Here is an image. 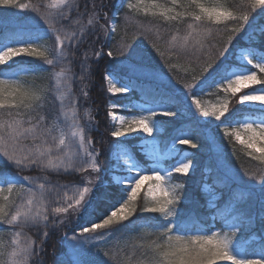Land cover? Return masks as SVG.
Segmentation results:
<instances>
[{
  "label": "snow or ice",
  "instance_id": "snow-or-ice-1",
  "mask_svg": "<svg viewBox=\"0 0 264 264\" xmlns=\"http://www.w3.org/2000/svg\"><path fill=\"white\" fill-rule=\"evenodd\" d=\"M0 7L35 13L42 25L9 29L0 23V264H48L47 241L57 232L68 251L67 259L53 264H92V254L106 258L99 264H264V235L252 231L257 222L264 226V202L254 215L241 208L246 201L234 189L223 204L217 191L247 177L248 198L257 188L264 194V23L255 24L256 16L264 15V0H117L111 17L103 0H0ZM121 10L125 28L117 39ZM132 17L149 20L137 35L155 33L160 39L161 27L170 33L165 50L156 41L152 47L170 69L176 66L172 60L190 66V82L180 90L183 102L194 105L199 117L213 118L208 123L219 121L223 137L258 162L242 174L225 169L214 184L202 186L211 224L181 207L188 202L184 180L195 167L193 156L179 146L196 149L198 143L180 129L161 155L149 139L161 127L158 116L176 115L180 98L165 91L164 86L175 87L171 78L131 60L126 26ZM96 43L102 47L96 49ZM85 45L91 54L82 51ZM101 56L117 65L104 69L108 93L140 94V101L119 105L128 115L109 113L110 155L123 161L120 173L103 163L96 146L102 147L103 139L91 135L99 131L91 110L79 112L89 99V61ZM211 88L225 95L208 108L197 95ZM233 99L250 114L229 113ZM128 138L139 139L143 160L124 146ZM205 139L219 159L220 146L207 129ZM172 153L174 163L165 165ZM25 171L39 174L22 175ZM53 174L74 176V186L53 183ZM33 229L36 239L25 231ZM245 233L257 246H244Z\"/></svg>",
  "mask_w": 264,
  "mask_h": 264
},
{
  "label": "trees",
  "instance_id": "trees-1",
  "mask_svg": "<svg viewBox=\"0 0 264 264\" xmlns=\"http://www.w3.org/2000/svg\"><path fill=\"white\" fill-rule=\"evenodd\" d=\"M24 3H39L40 0H21ZM105 4L108 5V8L105 11L109 12V16H112V11H115L112 8V5L117 3V0H103ZM111 9V10H110ZM119 20L117 21L119 28V35H117V39L120 38V35H123V30L125 25L123 23L125 10H121L119 12ZM0 23H3L5 27L11 29L20 26L30 27L33 30L41 27L38 23V17H36L35 13L30 11H24L21 13L19 9H5L0 7ZM143 23L147 25L149 23L148 18H137L132 17L130 22L126 26V31L128 34V40L131 44V48L129 49V53L131 54V60L135 63L144 65L153 70H157L164 75L171 78L172 82L175 86H180V89L183 88V82L189 81L191 76V68L189 65L185 63L184 60H172L171 63L175 64L174 68L169 67V62L162 58L159 52L156 51L155 48L152 47V42L156 41L159 44L160 49L165 50V42L169 39L170 33L161 27L160 35L161 38L158 39L155 33L149 36L145 35H137L136 33L139 31V25ZM264 23V15H257L255 18V24ZM92 40H95V37H91ZM96 49L102 47L100 43H96L94 45ZM88 50L91 54V49H88L87 45H85V49L82 51ZM108 49L104 48L106 52ZM81 58V54H77V61ZM18 59H28L35 60L36 64H41L38 58L31 57H22ZM113 58H107L106 56H101L99 61L96 63H92V83L88 88L89 99L87 102L82 101V106L79 108L80 114L83 113L84 109H90L91 114L95 120L96 126L99 128V131L92 132L93 140H98L102 137L103 146L97 143V147L101 148V151L104 154L103 163L105 167H107V163L111 158L110 153L112 152V144L113 138L108 134L111 130V121L109 118V101L115 102L117 105L128 104L131 101H140V94L138 92H130L128 94H111L106 91V82L104 80V69L108 68H116L117 65L113 64ZM117 59H123V57H118ZM74 72L78 73L80 71L79 67L74 66ZM198 74V72H197ZM47 83V82H46ZM165 87V91L169 92V94H174L179 97L180 100L175 104L173 110L183 108V93L178 90H174L171 87ZM182 87V88H181ZM73 91L79 94V84H73ZM195 91V89L193 90ZM209 93L214 92V88L206 89ZM200 93L202 96L213 97V94H204ZM239 95V94H238ZM120 110V109H119ZM237 111L243 115H248V111L244 108L243 105L238 104L234 99L230 104L229 113L233 111ZM49 111H55L54 108H49ZM123 111V110H122ZM125 112V111H123ZM229 113L226 114L229 115ZM221 119H224L223 117ZM171 126L167 128V130L162 134V145L165 148L170 141H172L178 134L179 130L183 129L184 132H189V135L194 138L193 142L198 143V147L196 149H192L194 154V158L196 160V167L192 173H189L188 177L185 178V187L188 196V202L182 204L181 207L184 209L186 213H194L196 216L201 217L207 224H211L212 221L210 219V211L207 207V199L205 192L202 191V186L207 183L209 185L214 184L217 180L219 173L222 170L217 165L215 156L213 151H210V144L207 139H205V130L207 129L210 135H214L220 149L224 155L226 161L232 166L235 172H240L242 174L243 169H255L258 166V162L253 160L251 157L247 156L245 151H243V146L238 142H235L234 145L228 142V139L223 137V129H219L216 127L219 124V121L214 122L212 124H208L206 126L202 125L195 119H187V120H171ZM207 127V128H204ZM127 143L131 146L132 153L135 154L136 158L139 160H143L144 157L141 156L139 148L133 145V141L128 140ZM233 147H235V154L233 152ZM191 148V147H190ZM206 152H210L206 154ZM110 164V163H109ZM39 173L36 171H25L22 175H31L36 176ZM54 183H68L73 181L72 176L57 177L55 174L49 177ZM107 179V178H106ZM247 181V177H244V182ZM176 182H180L177 180ZM244 182H240V185L231 184L229 186L221 185L217 188L218 192L222 193L221 200L219 203L223 204L225 200L229 197L230 190H235L236 195L241 196L242 199L246 202L241 203V208L248 210L252 214H258L261 203L264 202V194L260 192V190L254 189L251 198H248L247 193V184ZM143 191L141 193V197H143ZM145 215H155V214H145ZM220 222H216V227L219 228ZM261 225L257 222L253 225L252 231L261 235L260 230ZM26 233L31 236L33 239H36V230L33 229L31 231L26 230ZM62 233L57 232L55 234L50 235V238L47 241V249L48 255L46 257L48 264H53V261L56 259L65 260L67 257L65 253L67 252V248L65 243L61 241ZM247 239H250V234L245 233L244 238L242 239V243H244ZM257 246L256 241H251L248 245V248L251 249Z\"/></svg>",
  "mask_w": 264,
  "mask_h": 264
},
{
  "label": "rangeland",
  "instance_id": "rangeland-1",
  "mask_svg": "<svg viewBox=\"0 0 264 264\" xmlns=\"http://www.w3.org/2000/svg\"><path fill=\"white\" fill-rule=\"evenodd\" d=\"M47 67V66H45ZM149 68V67H147ZM151 69V68H150ZM153 70V69H152ZM157 71V70H155ZM159 72V71H157ZM161 73V72H160ZM173 83V82H172ZM174 85V83H173ZM254 87H260L259 85L257 86H254ZM182 88V87H181ZM174 90H178L180 91V86H175L174 88H172ZM251 91L250 88L248 89H243L241 93L239 94H243V92H249ZM204 94H213V97H207V96H202L200 94L197 95V98L201 100V103L203 106L205 107H208V108H212L214 106H218L219 102L223 99L224 97V93L223 91H220V90H217L216 88H214V92H211L209 93V91H206ZM183 108H179V109H175L174 111L176 112V115L175 116H169V117H164V116H158L157 119L161 120V127L160 129L157 131V130H154L153 132V136L150 137L149 139H152L155 141V147H157L159 149V152L161 155H166L168 153V150L171 146V142L173 141H170V143H168V145L163 148V143H162V134L167 130V128H169L171 126V120H187V119H195L196 121H198L199 123H201L202 125L206 126L208 124H212L214 122H217V121H214L212 123H208L207 121H213V118L209 117V118H203V117H199L198 114H194L193 112V109H194V105L189 107L187 105L186 102H183ZM87 109V108H85ZM84 109V110H85ZM109 112L108 113H113L114 115H116L117 117L121 116V115H128L127 112H118L117 109H122L120 108L118 105L117 107H114V108H109ZM229 110H230V106H229ZM80 112V111H79ZM84 113V111H83ZM83 113L81 115H83ZM227 114V113H226ZM225 114V115H226ZM63 119V117H61ZM109 118H110V121H111V124H112V118L111 116L109 115ZM204 128H207V127H204ZM186 133L189 134V132L186 131ZM132 137H136L137 134L133 133L131 134ZM241 135L243 136V133H241ZM121 140H125L124 137H121L120 138ZM130 140V141H133V145H135L137 148H139L137 145H139L140 141L139 139H133V138H128L126 140V143H125V147H127L129 149V151H131V146L129 145V143H127V141ZM181 149H186L189 151V153L193 156V163H194V167H196V160L194 158V154L192 152V149L190 148V145H180L179 146ZM139 151H140V148H139ZM216 151H219L222 153L220 147L216 149ZM132 152V151H131ZM210 152H206V154H209ZM175 153H172L171 156H166V160H165V165H168V164H171V163H174V161L172 160V156H174ZM257 155H259V153H257ZM215 156V155H214ZM215 159H216V162H217V165L219 166V168L223 171L225 169H229L231 170L232 172H235V170L232 168V166L226 161V159L224 158V155L223 153L220 155V158L217 159L216 156H215ZM110 163V164H109ZM123 165V161L122 160H117L114 156H111V158L109 159V162L107 163V167L109 166H114L115 169H116V172L117 173H120V172H123L125 171V169L122 167ZM193 171H190V173H192ZM27 176V175H26ZM73 177V181L71 182H68V183H59V184H67L69 185V187H72L74 186L75 184V178L74 176ZM107 177H105L106 179ZM54 183V182H53ZM149 182L146 181L145 182V188L147 187V184ZM206 191V190H205ZM204 191V192H205ZM69 195H71V193L69 192L68 193ZM260 230H261V235H264V226H261L260 227ZM26 231V230H25ZM28 235V234H27ZM252 240L251 239H247L243 244L245 247L248 248V245L250 244ZM68 251V249H67ZM88 259L90 261H92V264H99V262L102 260V259H106V258H103L102 256L100 255H96V254H92L88 257Z\"/></svg>",
  "mask_w": 264,
  "mask_h": 264
},
{
  "label": "bare ground",
  "instance_id": "bare-ground-1",
  "mask_svg": "<svg viewBox=\"0 0 264 264\" xmlns=\"http://www.w3.org/2000/svg\"><path fill=\"white\" fill-rule=\"evenodd\" d=\"M118 106H119V105H118ZM122 110H123V109H120V110L117 109L118 112H123ZM60 240L63 241L62 239H60ZM63 242H64V241H63Z\"/></svg>",
  "mask_w": 264,
  "mask_h": 264
}]
</instances>
